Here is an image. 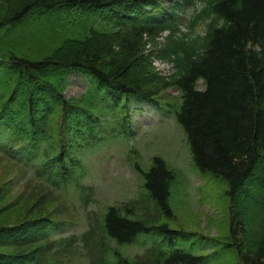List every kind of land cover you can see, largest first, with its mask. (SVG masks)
<instances>
[{
	"label": "trees",
	"instance_id": "obj_1",
	"mask_svg": "<svg viewBox=\"0 0 264 264\" xmlns=\"http://www.w3.org/2000/svg\"><path fill=\"white\" fill-rule=\"evenodd\" d=\"M74 9L85 23L82 31L63 23H42L29 33L22 29L32 15L52 19L55 10L66 15ZM33 35L44 44L22 48L24 40H38ZM155 60L169 63L171 71H156ZM71 72L89 79L78 99L64 94ZM168 88L179 93V101L165 105L185 133L194 168L226 184L232 213L228 241L221 244L234 249L240 264H264V0H0V156L12 157L20 169L32 167L34 182L54 191L90 189L82 183L87 168L77 153L102 138L100 118L122 117L131 98L170 112L157 99ZM113 123L117 135L129 131L120 130V119ZM72 134L75 138L68 140ZM130 163L142 176L148 201L161 216L172 218L169 197L178 175L157 154L145 169ZM249 185L256 188L252 203L258 213L252 231L243 209ZM38 227L47 224L32 219L0 224V264H42L34 252ZM26 228L30 238L19 240ZM101 231L110 252L104 264L205 261V255L182 248L157 249L145 262L126 258L119 247L139 237L185 234L165 222H150L133 208L106 207ZM74 243L69 237L55 244L65 251Z\"/></svg>",
	"mask_w": 264,
	"mask_h": 264
},
{
	"label": "rangeland",
	"instance_id": "obj_2",
	"mask_svg": "<svg viewBox=\"0 0 264 264\" xmlns=\"http://www.w3.org/2000/svg\"><path fill=\"white\" fill-rule=\"evenodd\" d=\"M62 12L53 11L52 19L40 16V13L32 15L28 21L22 22V29L27 33L36 31L41 29L42 23L46 27H59L63 23L74 32L85 28L77 10L66 12V15ZM190 14L191 11H188V15ZM183 17L181 30L185 31L187 19ZM202 27V24L198 25L197 30L201 31ZM14 32L15 30L9 31L12 34ZM165 34L158 38L159 42H164ZM34 37L38 40L33 43L28 39L24 40L22 48L28 47L31 51L39 44H44L43 39ZM154 67L163 75L171 71L170 64L165 62L157 61ZM88 87L89 79L84 74L71 72L64 94L67 98L78 99ZM125 98L122 96L120 102ZM157 99L165 105L167 102L179 101V93L168 88ZM168 109L170 112L131 98L128 107L121 111L122 117L119 114L113 117L114 121L118 118L123 123L120 130H129L119 135L116 134L119 127L115 126L114 121L105 115L100 118V121L103 120L97 129L103 133L102 138L83 147L81 154L76 152L87 168L82 183L90 189L70 186L54 191L41 182H34L36 178L32 167L20 169L16 167V160L12 157L0 156V224L13 225L24 219L46 223V228L38 227L37 232L33 233L36 235L34 244L37 246L34 252H37L42 264H104L110 259V252L106 246L107 240L102 237L101 217L106 207L117 205L122 209L133 208L150 222H165L169 229L185 233L161 232L139 237L136 243L119 247L122 255L128 259L150 261L157 249L170 251L182 248L194 255H205V261L202 262L204 264H240L234 249L221 244L222 241H228L232 213L225 193L226 184L221 178H213L194 168L185 133L175 114ZM128 112V121L127 118L122 120ZM97 115L101 113L98 112ZM71 138H75L74 134L68 140ZM154 154L161 156L178 175V184L176 183L169 197L172 218L161 216L148 201L142 188V176L130 163L137 162L145 169ZM131 156L133 159L129 160ZM249 189L250 194L248 192L244 197L243 209L246 214L245 222L252 231L257 223L258 213L252 203L256 188L249 185ZM26 229L28 232L23 238L19 237V240L30 238V230ZM51 229L55 231L50 235L43 233ZM42 233L45 238H41ZM69 237L74 238V245L61 251L59 247L64 243L58 245L55 244L56 241H64ZM110 245L116 247L117 244L110 240Z\"/></svg>",
	"mask_w": 264,
	"mask_h": 264
}]
</instances>
